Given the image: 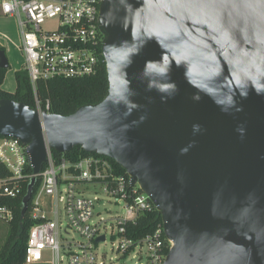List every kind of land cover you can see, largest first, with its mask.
Here are the masks:
<instances>
[{
	"label": "water",
	"instance_id": "1",
	"mask_svg": "<svg viewBox=\"0 0 264 264\" xmlns=\"http://www.w3.org/2000/svg\"><path fill=\"white\" fill-rule=\"evenodd\" d=\"M98 23L99 103L62 116L0 100V136L33 174L21 219L47 148H80L159 211L164 264H264V0H101Z\"/></svg>",
	"mask_w": 264,
	"mask_h": 264
},
{
	"label": "built area",
	"instance_id": "2",
	"mask_svg": "<svg viewBox=\"0 0 264 264\" xmlns=\"http://www.w3.org/2000/svg\"><path fill=\"white\" fill-rule=\"evenodd\" d=\"M100 3L0 0V14L17 22L23 69L40 113L50 111L48 101L44 110L40 108L36 93L39 81L81 79L97 72L104 39L98 23ZM47 21H55L56 27L43 30ZM0 164L9 173L0 178V199H17L22 193L21 182L33 177L28 173L31 165L25 146L0 136ZM37 180L27 208L34 224L28 232L25 264L42 261L48 253L51 264H124L135 259L164 264L172 243L165 236L163 223L141 236L135 228L138 218L159 211L138 184L132 185L129 176L119 173L106 157L56 159L47 148L46 163ZM98 193L120 207L109 220L100 217L98 208L103 199ZM13 218V209L0 203V221L8 223ZM73 234L78 239L68 241ZM108 239L109 252H101Z\"/></svg>",
	"mask_w": 264,
	"mask_h": 264
},
{
	"label": "trees",
	"instance_id": "3",
	"mask_svg": "<svg viewBox=\"0 0 264 264\" xmlns=\"http://www.w3.org/2000/svg\"><path fill=\"white\" fill-rule=\"evenodd\" d=\"M0 50L2 49L0 48ZM100 58L99 68L95 75L91 77H84L81 79L55 78L47 81H39L36 85V93L40 108L44 110L45 104L48 101L50 113L67 116L75 112L81 106L99 103L106 96L108 91L106 66L103 56H100ZM7 70L8 68H0V100H13L36 109L33 91L26 70L20 69L15 72L16 89L14 93L6 92L1 88ZM52 152L56 159L64 157L73 161L84 156H98L96 154L86 153L80 148H74L72 151L65 154ZM109 160L119 173L125 174V171L119 165L111 159ZM28 173L31 174L32 171L29 169ZM8 175V171L0 164V178H6ZM27 182V179L21 182L22 193L17 199H0L1 204L10 206L14 212V218L11 222H2L7 225V229L4 242L0 248V264H25V249L28 232L34 224V221L29 217V209L24 218L21 219V202L26 193ZM161 222L160 213L156 211L141 216L138 218L137 226L135 227L137 228V235L141 236L152 231Z\"/></svg>",
	"mask_w": 264,
	"mask_h": 264
},
{
	"label": "crops",
	"instance_id": "4",
	"mask_svg": "<svg viewBox=\"0 0 264 264\" xmlns=\"http://www.w3.org/2000/svg\"><path fill=\"white\" fill-rule=\"evenodd\" d=\"M21 39L17 22L13 17L0 14V48L7 53L8 71L1 88L9 93L16 89L15 72L24 68V56L21 52ZM21 52V55L18 53ZM18 55V56H16ZM30 264H51L50 262L39 261Z\"/></svg>",
	"mask_w": 264,
	"mask_h": 264
},
{
	"label": "rangeland",
	"instance_id": "5",
	"mask_svg": "<svg viewBox=\"0 0 264 264\" xmlns=\"http://www.w3.org/2000/svg\"><path fill=\"white\" fill-rule=\"evenodd\" d=\"M55 27H56L55 21H47L42 26V29L43 30H51V29H54ZM4 53H5V56H6L7 60H8V56H7V53L5 52V50H4ZM18 55H21V52L18 53ZM18 55H16V56H18ZM97 196H99V197H101L103 199L102 205L98 208V210L100 211V217H102L104 220H109L116 213L120 212V207L115 205L112 201H109L108 198H106L105 196H103L102 194H99V193L97 194ZM6 229H7V225L2 223V222H0V248H1L2 244H3L5 236H6ZM72 239L77 240L78 236L73 234L70 238H68V241H72ZM109 249H110V240L108 239L107 244L106 245H101L100 250H101V252L108 253ZM60 254L61 255L64 254V249L63 248H61ZM49 260H50L49 253L48 254H44L43 261L44 262H49ZM134 263H136V264H144V259H141V260L135 259V260H132V261H127L124 264H134ZM62 264H64V261H63Z\"/></svg>",
	"mask_w": 264,
	"mask_h": 264
}]
</instances>
